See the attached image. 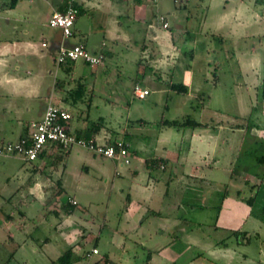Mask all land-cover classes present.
I'll return each instance as SVG.
<instances>
[{"label": "rangeland", "instance_id": "1", "mask_svg": "<svg viewBox=\"0 0 264 264\" xmlns=\"http://www.w3.org/2000/svg\"><path fill=\"white\" fill-rule=\"evenodd\" d=\"M194 1L197 5L193 11L194 21L187 24L189 28L186 25L183 29L177 28L173 16H168L170 29L155 22L150 29L142 28L139 32L138 25L125 22L129 34H141L139 46L114 44L104 38V32L85 40L90 52L99 54L110 50L114 55L100 65L96 77L82 80L78 73L81 74L84 62H76L80 70L69 79L70 82L77 80L76 85L82 81L93 91L91 120L103 117L109 127L121 133L129 122L144 121L142 130L135 131L144 134L141 137L152 144V150L163 145L179 156L180 164L173 165L177 171L176 181L167 185L160 183L152 170L133 162L132 166L125 167L122 177L112 174L107 183L74 158L70 161L67 157L54 166L52 156L46 168L48 176L54 183L62 179L64 194L79 204L71 216L70 227L88 232L80 240L67 241L62 235L70 227L66 223L64 227L59 226V218L49 211L48 202L55 199L50 190L56 185L46 183L43 189L40 180L15 189L19 180L30 173L40 179V174L34 172L40 163L0 159V202L12 197L2 213L0 226L6 223V214L11 213L21 236L14 243L0 237V264H59L54 261L71 248L72 242H83L76 248L73 264H95L105 256L117 264H264V163L259 162L264 156V0ZM11 3L12 0H0V41L17 37L35 38L41 43L43 30L50 27L48 16L52 13L53 0H34V3L18 0L14 7ZM133 3L134 0H125L120 8L130 12ZM175 3L166 0L163 5L172 10ZM99 12L95 10L93 14L97 20ZM78 18V23H86L92 19V13L80 12ZM26 29L29 35L23 33ZM80 37L73 42L82 40ZM143 43H146L145 49ZM28 63V67L22 69L24 74L26 69L31 70L32 77L39 78L42 68L34 58ZM46 66L54 70V74L44 79V97L38 101L40 107L41 104L47 107L52 98L48 89L57 81L52 55ZM65 76L60 70L59 77L66 79ZM193 77L196 88L204 87L197 98L193 93L181 94L167 87L172 79L187 85ZM137 83L144 89L150 86L153 94L146 100L137 98L132 91ZM53 103L64 104L58 97ZM80 107H67L73 112L76 125L84 122ZM84 113L87 118L88 113ZM37 115L34 113L33 118ZM186 117L200 122H223L227 127L243 123L248 126L246 130L228 127L231 134L236 131L237 135L229 138L225 137L227 132H221L217 142L213 141L216 136L209 134L213 133L211 128L179 130L160 126L163 120L182 121ZM170 133L176 140L172 138L162 143ZM196 152L200 155L196 156ZM131 168L140 171L135 186L142 190L148 185V176L155 178L150 181V189L144 191L153 198L152 212L160 211L161 215H152L154 213L144 208L145 219L138 213L135 215L133 201L143 202V198L142 194L138 197L137 191L131 190H136L128 176ZM248 175L259 177L263 187L247 184ZM192 176L197 179L192 180ZM226 197L244 203L242 208L247 213L243 219L232 220L233 214L223 205ZM252 198L255 201L250 205ZM61 210L65 217L69 216L64 206ZM239 227L238 235L230 230ZM3 228L0 235L5 233ZM95 246L101 254L86 258L84 254Z\"/></svg>", "mask_w": 264, "mask_h": 264}, {"label": "crops", "instance_id": "2", "mask_svg": "<svg viewBox=\"0 0 264 264\" xmlns=\"http://www.w3.org/2000/svg\"><path fill=\"white\" fill-rule=\"evenodd\" d=\"M134 1L135 3H133L132 10L130 12H126L125 10L123 11V9L120 8V7H123L122 4H124L125 0H118L117 3L110 2V0L109 1L108 0H79L77 3L78 9H79L78 16L80 12H84V13L90 12V14L92 13V19H89V21H86V23L84 21L82 23H78L79 18L77 17L75 26H74V35L70 37L69 39L64 38L62 30L47 27L42 32L41 43L37 42L35 38L22 40L17 37H15L13 40L9 39V41H0V142H19L20 140H22L23 138L27 137L30 134L31 125L33 123L40 122L43 119L46 106L45 104H41V107H40L38 105V101L39 99L44 97L43 96L44 95L43 85L45 86V82H44L45 77L46 76L49 77V75L54 74V70L49 69L46 66L48 57L50 55H52L54 64L56 65L55 68H57L56 70L57 81L55 82L53 86H50L48 89V91H51L50 95L52 96V98L50 99L54 100L56 99V97H58V100H61L62 104L64 103L63 106H60L64 109H67V107L73 106L71 101L65 100L66 96L64 95H67L68 91L75 87L77 80L75 79L76 81L70 82L69 79H72V76L77 75V70L79 68H77V65L75 63L74 67H72L73 69L70 71L69 74H66L63 71L64 74L66 75L65 76L66 79L64 78L61 79L59 77L60 70H62V68L57 65L56 56H57V53L61 45L65 44L68 47H72L74 45L84 44L88 48L86 42L84 41L91 39V37H94L98 32L101 34H103L104 32V38L105 39L108 38L109 40H112L114 44L118 45L119 43H123V44L139 46L140 43L138 42V40L141 38V34L139 36L129 34L128 30H126L125 22L129 21V23L131 24L134 23L138 25L139 28L137 29V31L140 32L142 28L145 30L150 29V26H152V24L155 22L158 23V25H160L161 27L165 28L164 22L163 23L160 22L161 21L160 18L162 17H164L165 22L169 24V27L165 29L171 28V23L168 21V16H173L174 19L177 20L175 25L179 29L181 28L183 29L184 25L186 26L187 24L190 25V23L194 21L193 11H195L196 5H197V2L195 3L194 0L191 3L186 4V5H180L178 3L177 4L175 3L176 7L175 9H172V10L171 9L167 10V8L164 7L163 2L166 0H159L158 2H155V3H153L154 2L153 0H134ZM30 2L34 3V0H30ZM17 4H18V0H17L16 5ZM67 7H68L67 0H53V3L50 6V8L52 9V13L48 16V19L51 18L52 14L55 11L65 12L67 10ZM95 10L100 11L99 13H97L98 20L93 15ZM95 19H96V22H93ZM127 27L128 29H130L131 25ZM23 33L25 35H29L30 31L26 29L25 32ZM78 36H81L80 38L82 40H76V42H73L74 38L77 39ZM103 45H105V43ZM145 45L146 43L142 44L144 49H145ZM102 52L103 50L99 52V54H101ZM110 53L111 55L109 57H113L114 52L110 51ZM30 58H34L37 65L42 68L39 71V75H40L39 78L32 77L33 74L31 70L26 69L25 74L22 70L24 67L25 68L28 67V64H29L28 61L30 60ZM106 60L107 59H105L103 63H105ZM83 64L84 66L81 68L82 69L81 74L78 73V77L81 75L79 77L80 80H82L83 78L87 79L91 76L96 77V75L99 73L100 65L97 67H92L87 63H83ZM62 80H64L65 82H63ZM58 81H59V84H57ZM169 83H176V82L174 81V79H172L171 82H167L168 89H171L169 86ZM179 84H183V83H179ZM136 85H138V83ZM186 86L188 88L187 93L188 94L193 93V95H195L196 98L198 96L197 95L198 93L204 92L203 85L200 87L198 86V88L195 87L194 77L190 79L189 83ZM68 88L70 89L68 90ZM134 88L135 86H133L132 88L133 92H134ZM145 89H149L150 91L149 96H151L154 92V90L150 86H146ZM32 102L33 103L35 102L36 105H38L40 108L38 106L37 107L34 106ZM80 106L81 104H79L77 108H79ZM73 107L75 108L76 106H73ZM81 110L84 111L83 108H81ZM34 113L35 115L38 114L35 118H33ZM82 113H83L82 118H84L83 124L80 122V125H76L74 123V117H73L69 125V128L72 132H77L86 127L87 125L86 116L84 112ZM26 119H28L29 121H27ZM140 121L142 120L135 121V122L134 121L129 122L128 124H126V128L124 130L125 132H122V133L113 127L104 129L97 136V142L101 144H106L110 140L113 141L114 139L125 138L130 144V152H131V156H130L131 164H129L128 166H132L133 162L135 163L138 162L140 166L145 165L146 168L150 169L147 166V163L149 161L159 160V159L166 160V164L160 167H155L150 170L153 171L152 173H155L154 175L157 176V181H161L160 183L163 182L166 185L169 183H173V181H176V178H174V176L175 174L177 175V171H175V167L173 165L180 164L179 156L177 155L176 152L169 151L168 148L163 145H161L160 149L152 150L153 148V146H151L152 144L148 143L146 139L144 140V138H142L144 136L143 133L138 132L146 124L144 121L142 122ZM201 123L204 125L203 126L204 128L213 129V133H209V134L212 136L214 135L216 136V138H214L213 140L214 142L218 141L219 139L218 137L222 135L221 132L222 133L227 132V135L225 137L230 136L229 138H231V136L237 135L236 131H233L232 134L230 133V129L228 130V127H230L229 125L227 127L223 123L220 124V122L218 123L217 126H215L217 122L201 121ZM137 124H139V126H137ZM131 128L133 132H130ZM135 130H138V131H135ZM172 138L176 140V137L170 133L168 136L162 139V143L168 140H173ZM243 138H244V135H243ZM157 139H160V138L157 136ZM175 142H179V141H175ZM203 153H201V158H204L203 156H205ZM55 154H57V152L55 153L54 151L51 150V148L47 149L45 151V154L42 157H40L37 161H35V162L40 163V166L38 168H34V172H36V174H40L39 175L40 179H37L34 173H30L31 174L30 176L26 175V177L19 180V183L15 187V189L24 188V185H27L32 181L38 183L41 180L43 189H46L44 187H46V185H48L49 183L50 184L53 183L56 185L55 187L56 190L54 187H52L54 188L55 192H52V188L50 190L53 197L55 198V195L57 194V191L59 188V184L61 183L60 188L63 187L62 179H58L56 183H54L55 181L53 180L51 181V177L48 176L47 171H46V168H48L49 160L52 159V156H55ZM195 155L199 156L200 154L196 152ZM68 157L70 161L71 159L74 158L76 161L85 164L84 169L94 170L95 173L99 175L101 179H106L107 183H108V179L112 176V174L113 175L116 174L117 176L122 177L124 173L123 170L127 166L125 164L123 165V161L105 159L81 147H76V148L73 147L70 150ZM0 159L19 160V161L21 160L22 162H26L18 157L0 156ZM29 163H33V162H29ZM87 163L89 165H87ZM89 166L91 167L89 168ZM163 173L168 174V177H165L164 176L165 174ZM243 174H244L243 176L245 177L246 173H243ZM128 176H130L132 180L131 185L135 186L136 181L140 177V171L138 169L131 168V170H129ZM192 177H193L192 180L197 179V177L195 176H192ZM151 179L155 180L153 175L148 176V185L144 186L145 188L143 190L141 189L140 186L139 187L135 186L136 190H133V188L131 189L132 191H137L138 197L139 195L142 194L141 197L143 198L142 201L144 203L140 202L139 200L133 201V204H134L133 206L135 207L134 211L136 212L135 215L138 213L139 217H143V218L147 217L145 214L142 213L143 208L145 210L149 209L151 212L154 209L153 206L151 205L153 198L151 196L149 197L145 195V191H144V190L147 191V189H150L148 187L150 185ZM246 179H247L246 181L247 184L251 183L253 187L255 188L263 187V183L259 177L256 178V177L248 175ZM37 189H38V186H37ZM241 192L242 190H240L238 193L239 199L241 198ZM64 193L60 195L59 197L55 198L54 200H52L51 202H48L49 203L48 205L50 207L49 211L55 214L59 218V226L64 227L63 225L66 223V225L70 227L69 222H70L71 216L73 217V215L68 214L69 216L65 217L66 215L62 214L61 208L67 201L77 202V200H75L74 198L72 199L70 197H67ZM224 200H223V205L225 208H227V212L230 215L233 214L232 215L233 221H240L241 219L245 217L244 213H247V212H245V209L242 208L244 203L238 202L235 199H231L227 197ZM11 201H12V197L9 199L4 198V200L0 202V215H1L0 218L4 217L3 214L5 213L4 210L6 208V205L8 204L7 202H11ZM57 201L59 202V204L57 207H55ZM54 210H56L58 214H56ZM159 212L160 211L152 212L154 213L152 215H155V216L161 215ZM144 213L146 212L144 211ZM4 221L6 223L5 224L3 223V225L0 226V229L3 226L4 227L3 230L5 233L0 235V237H2V239H4L5 241H7L8 239L12 243L19 241L21 237L20 232L17 229H15V225L13 224V216L11 215V213L8 215L6 214ZM230 230L233 232L234 231L241 232L240 227L238 229L231 228ZM87 233L88 232H86L85 230L76 231L70 227V229H68V232L66 234L63 233L62 238L66 239L67 241L68 240L71 241V239L73 238L74 239L79 238L80 240V238L84 237ZM25 241L20 242L21 243L20 247L23 246ZM70 243L71 242H69V245ZM76 243L78 242H75V243L72 242L70 247L72 248ZM97 245H98V242H97ZM94 248H97L99 250L98 246H95ZM100 254L101 252L98 255ZM101 264H103V262H101Z\"/></svg>", "mask_w": 264, "mask_h": 264}, {"label": "built area", "instance_id": "3", "mask_svg": "<svg viewBox=\"0 0 264 264\" xmlns=\"http://www.w3.org/2000/svg\"><path fill=\"white\" fill-rule=\"evenodd\" d=\"M78 1L67 0V10L65 12L55 11L49 20V26L62 30L65 39H69L74 35V26L79 13L76 8ZM153 1L158 2L159 0ZM174 1L180 5H186L193 0ZM161 21L164 22L165 28L169 27L164 17L161 18ZM104 60L105 57L103 54L90 52L84 44H78L72 47L63 44L56 57L58 66L67 62L83 61L92 67H97ZM134 94L137 98L144 100L150 95V91L137 85L134 89ZM72 119L73 116L70 112L56 106L52 100L49 101L43 119L31 125V132L27 137L19 142H0V156L18 157L26 162H35L39 159L42 152L57 145L62 146L64 149L81 147L102 158L123 161V165L131 164L130 144L128 141L122 139L115 145H106L98 143L94 139L88 140L79 137L69 128ZM73 204H77V202L73 201ZM99 253V250L94 248L87 253V257L92 258Z\"/></svg>", "mask_w": 264, "mask_h": 264}, {"label": "trees", "instance_id": "4", "mask_svg": "<svg viewBox=\"0 0 264 264\" xmlns=\"http://www.w3.org/2000/svg\"><path fill=\"white\" fill-rule=\"evenodd\" d=\"M16 3H17V0H12V6H15ZM76 8L78 9L77 3H76ZM78 11H79V9H78ZM101 54L104 55L105 59H107L111 55L110 51H108V50H103V52ZM75 63L76 62H67V63L61 65L60 67L62 68V70L66 74H69L70 71L73 69L72 67H74ZM62 81L65 82L64 80H62ZM57 84H59V81H58ZM136 86L137 85H135V87ZM169 86H170V88L173 91H175L177 93H181V94L185 93L186 94L188 92V88L184 84L169 83ZM93 96H94L93 91L91 92L89 90V88L87 87V85L81 81V82H78L77 85L73 89L68 91L65 100L71 101L72 105L76 106V107L79 104L85 105L87 107V108H85L84 111H82V112H87L88 113V117L86 118L87 125H86V127L84 129H81V130H79V131H77L75 133L79 137H83V138L88 139V140L94 139V140L97 141V136L104 129H108L109 126L107 124V121L103 117L100 118L98 121H93V120L90 119L89 112H90V109H91V107L93 105ZM58 107H60V106H58ZM198 107H202V106H198ZM62 109H64V108H62ZM64 110H67L73 116V112L71 110H69L68 108L64 109ZM246 121H247V119H246ZM140 122H142V121H140ZM221 123H223V122H221ZM223 124H225V123H223ZM217 125H218V123L215 126H217ZM160 126L162 128H175V129L182 130L184 128H189V127L190 128L203 127L204 125L200 121H197V120H195V119H193L191 117H186L182 121L181 120H163V121L160 122ZM229 126L232 129L246 130V128L248 126V123L232 124V125H229ZM122 139L126 140L125 138L114 139L113 141L112 140L108 141L106 143V145H115L118 141H120ZM51 150L54 151V152H57V154H55V156H54V162H53L54 166H57V165L61 164L62 162H64L65 159H67L71 149H64L62 146H57L56 145V146H52ZM44 154H45V151L41 153L40 157H42ZM259 162L260 163H264V156L259 158ZM164 164H166V160L159 159V160H151V161H149L147 163V166L150 169H153L155 167H160V166H162ZM60 184H59V188H58L57 194L55 195V198L59 197L60 195H62L65 192L62 187L60 188ZM254 201H255V199L252 198L249 201L250 205H253ZM58 204H59V202L57 201L55 207H57ZM63 206L66 208L68 214H73L75 207L78 206V203L77 204H73V201H71V202L67 201ZM54 211H55L56 214H58L56 210H54ZM233 233H234V235H238L239 231H234ZM79 245L82 246L83 242L78 243V245L77 244L74 245L64 255L59 257L55 262H57L59 264H73V259H74L75 255H76V250H77L76 248ZM87 253L88 252H86L84 254V256L86 258H88L87 257ZM101 262H103L104 264H117L114 261H112L108 256L103 257L100 261H98L95 264H101Z\"/></svg>", "mask_w": 264, "mask_h": 264}]
</instances>
